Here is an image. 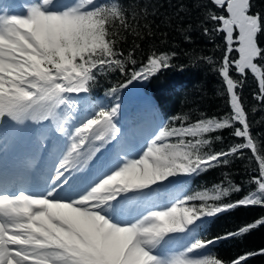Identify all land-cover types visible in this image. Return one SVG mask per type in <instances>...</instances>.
Listing matches in <instances>:
<instances>
[{"label":"snow or ice","instance_id":"6c2138e0","mask_svg":"<svg viewBox=\"0 0 264 264\" xmlns=\"http://www.w3.org/2000/svg\"><path fill=\"white\" fill-rule=\"evenodd\" d=\"M209 3L217 10L199 0L191 7L202 11L201 25L212 23L211 28L203 27L206 37L223 35L225 50L214 70L222 78L229 111L195 122L177 117V127L161 121L134 154L116 152L114 163L102 157L118 142L120 105H100L69 129L66 125L74 119L76 103L73 94L87 93L99 75L119 72L128 77L119 85L123 89L171 66L174 51L153 50L137 66L134 51L140 45L127 54L117 46L124 34L143 38L141 21L151 35L152 12L124 0H25L19 12L0 4V121L22 125L55 119L62 106L69 112L59 124L67 139L53 165L51 184L42 192L0 187V264H224L205 254L210 245L264 226L262 217L223 237L205 240L197 235L208 218L237 207H264V155L237 91L250 72L259 89L254 97L264 103V64L260 63L264 47L258 42L264 14L251 11V0ZM187 7L181 3L176 17ZM202 59L214 63L210 57ZM232 70L242 79H234ZM110 91L115 94L117 88ZM225 129L242 142L212 150L210 134ZM246 149L258 175L249 180L254 190L242 198L224 200L230 192L242 190L226 176L219 184L185 192L164 207L125 214L124 202L146 198L154 185L180 184L227 165L229 157L240 159ZM98 161L102 166L94 178L81 184L73 175L85 166L95 168ZM66 189L72 194L61 196ZM177 235L181 243L174 251L171 245ZM255 255H264V248L240 255L231 264H247L248 257Z\"/></svg>","mask_w":264,"mask_h":264},{"label":"trees","instance_id":"16d2710c","mask_svg":"<svg viewBox=\"0 0 264 264\" xmlns=\"http://www.w3.org/2000/svg\"><path fill=\"white\" fill-rule=\"evenodd\" d=\"M194 2L195 0H124L127 5L135 7L140 4L148 7L152 12L148 16L151 35L148 34L147 29L143 28L144 22L141 21L140 31L143 38L124 34L117 45L118 48L127 54L135 44H139L140 47L134 51L137 66L145 61L147 55L153 50L174 51L176 56L170 61V67L160 70L146 81H134L133 85L130 84L123 89H120L119 85L128 77L119 72L99 75L95 81L91 82L89 91L83 93V97L77 99L73 96L76 101L73 112L75 114L90 113L85 104L95 99L105 102V107L119 104L120 111L116 122L120 132L127 128L132 131L140 129L142 122L150 123L154 125V128L161 125V121L170 127H177L179 126L175 119L177 117L187 118L188 122H195L203 117L222 116L228 112L222 78L214 70L215 64L222 60L225 50L223 35L206 37L203 34V27L211 28L213 25L211 22L201 25L202 11L192 9L191 5ZM199 2L217 10L209 3V0H199ZM181 3L188 7L181 11V16L178 18L175 12ZM251 3L253 13L264 14V0H251ZM179 29H187V31ZM185 35L189 39H185ZM258 42L261 47H264V32L258 35ZM203 57H210L214 62L213 65L208 64L202 59ZM260 63L264 64V61ZM231 75L234 79H242L234 70ZM113 87L117 88L115 94L110 91ZM237 91L248 115L251 134L257 143L258 150L264 155V103L254 97V93H258L259 89L257 81L250 72ZM99 106L93 105L96 110ZM63 110L68 109L64 106ZM230 133L231 129H225L210 134L213 142L209 147L218 151L242 142ZM217 135L222 137L220 141L214 139ZM254 175H258V166L250 150L246 149L240 159L229 157L227 165L211 168L192 178H185L182 183L175 185L180 187L182 196L185 192L210 188L214 184H219L227 176L234 186L238 185L242 189L240 192H230L224 198L225 201L231 202L254 190L249 184V180ZM225 186H228L227 182ZM262 217H264V207H237L216 217L208 218L197 235L205 240L223 237L226 233L235 232L240 226ZM261 248H264V226L253 229L243 236L221 239L214 245H210L205 254L221 259L224 264H231V261L238 256L257 252ZM247 264H264V255L248 257Z\"/></svg>","mask_w":264,"mask_h":264},{"label":"rangeland","instance_id":"374dc122","mask_svg":"<svg viewBox=\"0 0 264 264\" xmlns=\"http://www.w3.org/2000/svg\"><path fill=\"white\" fill-rule=\"evenodd\" d=\"M24 2H25V0H0V4L9 5L10 10L15 11V12L20 11V8L24 4ZM73 96L77 99H80V97L83 96V93H81L79 95V97H77L76 94H73ZM94 104L105 106L104 105L105 102L98 100V99H95L91 103L85 104V107L87 109H89L88 111H93V110H96L93 107ZM63 107L64 106H62L61 109L57 110L58 116L55 119H50V120H45V121H40V122H35V123H34V121H32V122L26 121L24 124H22L20 127L26 126V124H28V123H29V125H32L31 126L32 128L30 127V129H31L30 132H27L28 128H27V130H25V132H23V129L21 128L22 132L20 133V136L22 137V139H25L24 136L26 135V133H27V135L29 133L30 134L29 140L32 143L33 148L36 147L39 150H41V149L46 150L47 149V140H48L51 145L56 146V148L58 149L57 151H59V148H61V150L59 151V153H61L67 137L65 136V134L60 132L59 124L62 121V119L64 118V116L69 114L68 110H66V111L63 110ZM88 114H85V113L84 114L83 113L82 114H75L72 111L71 115L74 117V119L70 120L68 125H66V127L71 129L72 124L76 123L78 121V119H83ZM126 119H127V117H126ZM4 121H0V134H1L0 143H2V144L8 138L9 139L15 138V136H14L15 134H13V132H12L13 128L19 129V125L16 126L13 123H10V125H9L7 123H9L10 121H7V120H4ZM33 123L35 125H33ZM6 124H7V126H6L7 131L1 132V130L4 128V126ZM156 127H155V129H156ZM15 131L16 130H14V132ZM149 134L150 133H148V136H142V130H140V129H135L134 131H132V130L127 128L125 130H121L119 138H118V142H114L113 148L105 153V157H102V160L107 158L108 160H110L111 162L114 163L116 152H119L121 150H126L129 153L134 154L141 146H143V143L145 142V140L150 136ZM37 142H41L40 145H38ZM47 154L53 155V156L55 155L54 151H51V150L48 151ZM26 155H28V154H26ZM55 156L58 160L59 155L56 154ZM101 166H102L101 162L98 161L95 168L85 166L79 172H80L81 176L83 177L84 181L86 182L87 180L94 178V176L96 174V169L100 168ZM83 170L85 171V173H87V174L89 173L92 176L87 175V174H82ZM161 185H163L164 187ZM179 189H180L179 186H177V185L173 186V185L168 184L167 182H163L162 184H159V185H154L152 192L150 194H148L146 198H132V199H129L128 201L124 202V212H125V214L131 213L134 215L137 212L142 211L143 208H145V207L160 208V207H164L166 205H169L177 196H181V192L179 191ZM168 192L171 195L167 194ZM180 243H181V237L179 235H177L175 242L171 245L172 250H174V251L179 250Z\"/></svg>","mask_w":264,"mask_h":264},{"label":"bare ground","instance_id":"6f19581e","mask_svg":"<svg viewBox=\"0 0 264 264\" xmlns=\"http://www.w3.org/2000/svg\"><path fill=\"white\" fill-rule=\"evenodd\" d=\"M10 123H13L14 125L18 126L14 122H9L7 124L10 125ZM34 123L33 125H35ZM7 124L4 126L1 132L7 131L6 130ZM20 126L21 125H19L20 130L15 129V128H13L12 130L13 134H15L14 139L8 138L6 141H4L3 144L0 143L1 144L0 145V160L9 159V161L14 160V163H15V161L22 162L24 159H27L26 156H31L30 159H27L28 163H31L33 159L34 161H33V164L30 170L29 169L28 170L30 171L32 180L33 181L35 180L36 183L38 184V188L35 190V192H38L40 190L44 191L51 184L49 177L54 172L53 165L58 163L56 156L49 155L47 154V152L51 150V151H54V153L56 154L58 149L56 148V146L51 145L48 140H47L46 150H42V149L39 150L36 147L33 148L32 143L29 140V136H30L29 133L28 135L26 133V135L24 136L25 139H22V137L20 136V133L22 132L21 128L23 129V132H25L27 128H28L27 132H30L31 131L30 127L32 125H29L28 123L26 124V126H23V127H20ZM14 130L16 131L14 132ZM0 139H1V134H0ZM37 143L38 145H40L41 142H37ZM73 175L79 178V182L81 184L85 182L79 171L74 172ZM71 194L72 193L69 192L68 189L60 193L61 196H67Z\"/></svg>","mask_w":264,"mask_h":264}]
</instances>
